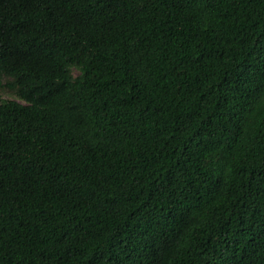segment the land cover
Wrapping results in <instances>:
<instances>
[{
	"label": "trees",
	"instance_id": "1",
	"mask_svg": "<svg viewBox=\"0 0 264 264\" xmlns=\"http://www.w3.org/2000/svg\"><path fill=\"white\" fill-rule=\"evenodd\" d=\"M0 90V264H264V0H0Z\"/></svg>",
	"mask_w": 264,
	"mask_h": 264
},
{
	"label": "rangeland",
	"instance_id": "2",
	"mask_svg": "<svg viewBox=\"0 0 264 264\" xmlns=\"http://www.w3.org/2000/svg\"><path fill=\"white\" fill-rule=\"evenodd\" d=\"M6 80L4 79L3 82ZM0 97L2 99H16V97L13 94L8 93L7 90H0Z\"/></svg>",
	"mask_w": 264,
	"mask_h": 264
}]
</instances>
